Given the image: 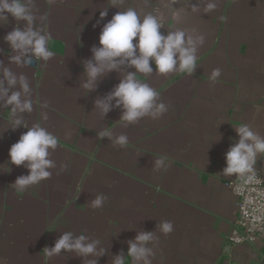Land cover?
Wrapping results in <instances>:
<instances>
[{"label":"crops","instance_id":"0c3cea01","mask_svg":"<svg viewBox=\"0 0 264 264\" xmlns=\"http://www.w3.org/2000/svg\"><path fill=\"white\" fill-rule=\"evenodd\" d=\"M208 2L124 0L117 9L113 0H36V27L39 16L46 15L44 26L52 37L48 46L55 56L23 69L9 65V55L15 53L3 39L16 21L10 17L0 27V62L25 72L33 85L34 111L22 114L24 119L29 127L42 123L58 137V147L50 150L56 165L51 177L17 192L12 184L28 169L8 164V153L27 129L0 136L2 264H87L72 252L50 257L44 252L67 231L86 234L89 242L101 240L98 247L106 253L98 264H113L118 254L127 258L128 242L142 231L154 233L147 245L155 254L149 257L152 264H264L263 242L229 245L237 204L225 182L239 175H222L225 153L239 140L237 126L248 123L264 136V0H211L216 7L206 11ZM127 7L159 9L165 20L162 32L183 28L193 38L203 34L204 43L197 46L192 75L154 71L138 77L157 89L169 108L159 119L145 117L124 127L118 123L122 109L114 107L101 119L94 101L135 69L108 73L87 94L81 84L103 24ZM103 10L108 15L97 24ZM215 68L221 75L212 82ZM8 117L0 107V129ZM104 128L114 136L126 134L129 144L121 148L107 137L98 138ZM160 157L168 166L155 171L154 160ZM256 171L264 174V155L257 157ZM99 193L107 201L92 209L90 202ZM164 220L174 226L167 235L159 230Z\"/></svg>","mask_w":264,"mask_h":264},{"label":"clouds","instance_id":"9594fccd","mask_svg":"<svg viewBox=\"0 0 264 264\" xmlns=\"http://www.w3.org/2000/svg\"><path fill=\"white\" fill-rule=\"evenodd\" d=\"M124 0H113L112 7ZM36 0H0V27L9 23L10 17L16 21L11 31L3 37L15 55H9V65L16 69L32 66L34 63H46L55 53L49 49L51 33L46 30V15H40L41 24L36 27L37 14L33 11ZM195 7V6H194ZM216 4L208 2L206 11L214 10ZM108 15L107 10L99 12L97 24ZM26 22L21 27L18 22ZM165 20L159 9L145 12L137 7L119 10L103 24L99 34L98 46L91 48L92 58L84 63V81L81 84L84 93L96 90L98 82L108 73L122 68H133L126 72L119 83L103 98L94 101L95 113L101 119L112 109H122L119 124L124 127L138 123L145 117L159 119L168 111L169 106L159 99L160 93L150 83L142 81L139 76L150 77L155 71L166 76L172 73L192 75L197 68V46L204 43V35H190L183 28L162 32ZM192 33H199L195 30ZM154 65V67H153ZM221 69L212 70L209 79L216 82ZM33 85L29 76L23 71L0 62V107L8 110L6 127L0 129V136L5 131H15L20 127L27 129L9 148L8 164L28 169V174L16 178L12 184L15 191L24 192L29 187L39 184L51 177L50 169L55 163L49 158L50 150L58 147V137L42 123L36 122L29 127L24 113L34 111ZM40 107L46 108L47 104ZM41 119L47 120L46 112H41ZM238 142L225 153L226 167L222 171L225 177L246 176L255 173L257 157L264 155V136L253 130L248 123L236 127ZM98 138L107 137L112 144L121 148L129 144L126 134H113L109 128L97 133ZM168 166L167 159L160 157L154 160V170L160 171ZM64 167V166H62ZM107 201L104 193H99L90 202L92 209H101ZM159 230L170 234L174 230L171 221H161ZM151 231L139 232L134 240L129 241L127 258L118 254L113 264H152L150 256L155 255L148 243L154 240ZM100 239H91L86 234L74 235L72 231L64 232L54 246L45 248L48 257L61 252H72L87 261V264H98V258L106 253L104 247H98ZM88 257H93L88 259ZM2 264V262H0Z\"/></svg>","mask_w":264,"mask_h":264},{"label":"built area","instance_id":"2783aa9c","mask_svg":"<svg viewBox=\"0 0 264 264\" xmlns=\"http://www.w3.org/2000/svg\"><path fill=\"white\" fill-rule=\"evenodd\" d=\"M236 196L237 216L228 236L231 247L264 243V174L238 176L225 182Z\"/></svg>","mask_w":264,"mask_h":264}]
</instances>
